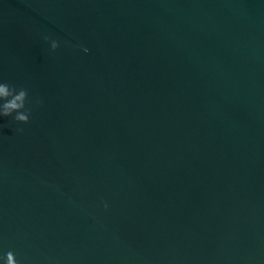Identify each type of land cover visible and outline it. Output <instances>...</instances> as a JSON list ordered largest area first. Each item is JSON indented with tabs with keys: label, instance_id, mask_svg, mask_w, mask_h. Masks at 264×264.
<instances>
[{
	"label": "water",
	"instance_id": "obj_1",
	"mask_svg": "<svg viewBox=\"0 0 264 264\" xmlns=\"http://www.w3.org/2000/svg\"><path fill=\"white\" fill-rule=\"evenodd\" d=\"M0 78V248L264 264V0H0Z\"/></svg>",
	"mask_w": 264,
	"mask_h": 264
},
{
	"label": "clouds",
	"instance_id": "obj_2",
	"mask_svg": "<svg viewBox=\"0 0 264 264\" xmlns=\"http://www.w3.org/2000/svg\"><path fill=\"white\" fill-rule=\"evenodd\" d=\"M42 39L48 43L51 51H55L61 44V41L47 33L42 34ZM63 43L66 46L79 47L84 53L90 51L84 44L73 45L72 41H64ZM41 103L42 99L40 97H30L28 88L18 87L0 78V118L11 117L15 122L27 124L31 119L33 106ZM22 130V128L18 129V131ZM100 203L105 209L109 207L108 202L105 200H101ZM0 264H23V262L17 259L15 250L0 248Z\"/></svg>",
	"mask_w": 264,
	"mask_h": 264
}]
</instances>
